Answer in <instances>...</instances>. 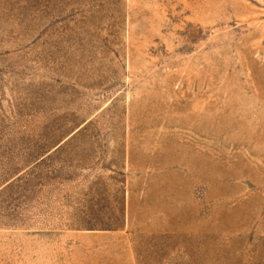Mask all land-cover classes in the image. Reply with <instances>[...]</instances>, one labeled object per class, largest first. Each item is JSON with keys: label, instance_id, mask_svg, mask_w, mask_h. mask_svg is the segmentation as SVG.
Returning <instances> with one entry per match:
<instances>
[{"label": "rangeland", "instance_id": "obj_1", "mask_svg": "<svg viewBox=\"0 0 264 264\" xmlns=\"http://www.w3.org/2000/svg\"><path fill=\"white\" fill-rule=\"evenodd\" d=\"M0 264H264V0H0Z\"/></svg>", "mask_w": 264, "mask_h": 264}]
</instances>
